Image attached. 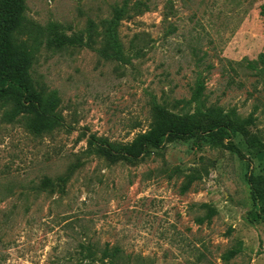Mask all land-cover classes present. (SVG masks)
<instances>
[{"label":"rangeland","instance_id":"rangeland-1","mask_svg":"<svg viewBox=\"0 0 264 264\" xmlns=\"http://www.w3.org/2000/svg\"><path fill=\"white\" fill-rule=\"evenodd\" d=\"M26 7L30 20L56 22L83 42L51 47L41 35L34 76L59 93V128L35 136L24 124L28 109L9 120L0 107V264H107L82 259L81 242L98 250L118 244L149 264H264V212L253 199L264 188V114L254 111L264 82L249 64L264 66V0H26ZM124 7L118 49L105 29ZM199 78L224 126L236 114L253 113L255 122L229 135H172L140 160L90 146L92 134L131 141L149 128L156 105L206 118L196 104L177 102L191 98ZM176 167L205 175L182 194L183 175L169 177ZM45 176L56 185L46 186ZM233 248L241 252L226 260Z\"/></svg>","mask_w":264,"mask_h":264},{"label":"trees","instance_id":"trees-1","mask_svg":"<svg viewBox=\"0 0 264 264\" xmlns=\"http://www.w3.org/2000/svg\"><path fill=\"white\" fill-rule=\"evenodd\" d=\"M26 8V0H0V107H6L4 116L9 120H15L23 111L22 107L28 109L27 112H30V115L23 116L25 127L31 134L41 136L53 132L62 124V117L58 110L61 102L58 91L44 90L34 76L37 53L44 44V38L41 35L48 33V39L45 42L51 47L53 44L62 46L81 43L83 38L79 33L67 36L59 30L56 22L44 28L27 17ZM126 11V7L120 9L115 19L117 21H108L105 29L108 42L118 49L120 47L117 23ZM249 64L264 82V66H259L256 61L252 60ZM205 87V81L199 78L191 98H183L177 102L184 103V106L196 104L198 110L206 118L197 120L181 118L180 115L172 114L156 105L149 128L139 132L131 141H117L107 136L92 134L88 140L90 146L94 147L101 156H121L125 160H140L161 149L169 136L196 132L206 133L216 129L228 134L230 127L241 130L245 124H253L257 119L253 113L241 119L234 111L233 114H236V117L232 119L231 126H224L215 112L206 105ZM258 109H261L264 114V101L257 104L254 111ZM176 174L183 175L180 186L182 194L191 190L195 181L202 179L205 175L199 168L186 172L176 167L170 170L169 177ZM44 180L46 186L56 185V182L52 181L49 176H45ZM253 199L264 212V188L260 191L256 190ZM197 222L203 223L204 218L197 219ZM79 251L82 259H89V263L102 260L107 264H149L146 257L127 254L120 245H112L109 242L105 243L100 250L92 242H81ZM240 252V248H233L226 253L225 259L230 260Z\"/></svg>","mask_w":264,"mask_h":264}]
</instances>
